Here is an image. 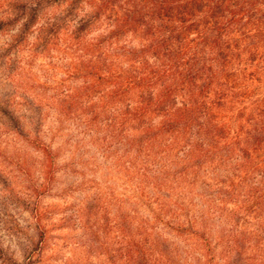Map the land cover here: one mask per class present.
<instances>
[{
    "label": "trees",
    "instance_id": "1",
    "mask_svg": "<svg viewBox=\"0 0 264 264\" xmlns=\"http://www.w3.org/2000/svg\"><path fill=\"white\" fill-rule=\"evenodd\" d=\"M46 2L65 7L58 17L46 16L44 23L61 21L65 26L55 23L54 40L44 50L55 51L61 44L63 52L74 49V54L65 77L55 82L47 78L45 84L56 90L81 80L71 95L59 98L54 92L60 111L69 115L75 100L108 87L100 110L129 99L109 121L123 128L130 123L134 134L128 144L147 152L133 194L138 199L134 206L145 215L126 218L124 263L175 264L178 249L170 244L172 235L195 248L194 253L198 250L200 264H212L211 251L221 242L226 264H264V0ZM15 3L14 16L0 15V32L17 25L20 31L6 52L25 48L31 27L42 19V0ZM73 23L79 25L71 30ZM55 59L50 56L48 65L56 64ZM0 60L4 68L15 65L10 70L18 82L29 81L26 89L38 87L30 64ZM0 109L14 121L11 109ZM100 110H92V122ZM13 128L45 154L37 189L44 191L56 170L55 155L39 129L30 136L18 124ZM154 145L158 149L152 152ZM200 178L208 200L218 207L192 218L191 195ZM228 206V226L212 240L209 220L222 218L220 211ZM39 229L40 238L46 239L45 228L39 224Z\"/></svg>",
    "mask_w": 264,
    "mask_h": 264
},
{
    "label": "rangeland",
    "instance_id": "2",
    "mask_svg": "<svg viewBox=\"0 0 264 264\" xmlns=\"http://www.w3.org/2000/svg\"><path fill=\"white\" fill-rule=\"evenodd\" d=\"M16 1L0 0V15L8 14L7 19L14 16L16 9L11 5ZM42 1V19L31 27L25 48L6 52L12 48L8 43L20 35L18 25L0 32V47L4 48L0 49V57L10 63L20 60L30 64L32 80L39 82L35 90H28L29 81L18 82L10 70L15 65L4 68L0 64V107L11 109L14 118L11 122L0 109V264H125L122 253L126 243V218L136 214L135 218L140 219L145 215L134 206L133 202L138 199L133 194L147 152L128 144L127 139L134 134L130 123L123 128L111 126L109 121L119 107L123 110L129 99L100 110V97L108 94V87H101L96 95L85 93L82 99L75 98L74 112L69 115L60 111L57 98L52 97L54 92L59 93V98L71 95L81 80L74 79L56 90L51 88V83L45 84L47 78L55 82L65 77L74 49L63 52L64 46L59 44L55 51L44 50L54 40L52 36L58 29L55 23L60 28L65 26L61 21L47 24L50 20L46 25L45 18L58 17L65 6L46 5L49 2ZM72 25L71 30L79 23ZM93 36L91 32L87 39ZM37 41L38 46L33 49ZM50 56L57 57V63L49 66ZM92 110H100L94 122ZM13 124H18L30 136L39 129L41 140L55 155L56 170L44 191L37 189L43 182L45 154L18 136ZM151 149L155 152L158 146ZM222 168L231 172L228 167ZM216 173L222 176L223 170ZM199 180L191 195L192 218L205 217L218 207L216 202L208 200L206 183L202 178ZM151 189L148 187L147 192ZM230 208L220 211L222 218L217 215L209 220L212 240L225 232L223 228L228 225L225 226L224 220H229ZM39 224L46 230V239L40 238ZM169 237L170 244L178 249L175 264H200L196 260L200 257L198 250L194 253L195 248L191 250L189 244L172 235ZM211 256L212 264H226L224 242L213 248Z\"/></svg>",
    "mask_w": 264,
    "mask_h": 264
}]
</instances>
